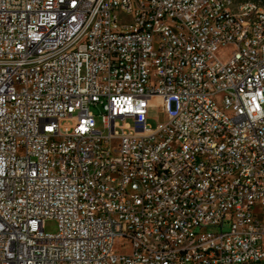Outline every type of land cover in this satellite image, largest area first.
I'll return each mask as SVG.
<instances>
[{"label":"built area","instance_id":"1","mask_svg":"<svg viewBox=\"0 0 264 264\" xmlns=\"http://www.w3.org/2000/svg\"><path fill=\"white\" fill-rule=\"evenodd\" d=\"M244 4L0 0V264H264V7Z\"/></svg>","mask_w":264,"mask_h":264},{"label":"bare ground","instance_id":"2","mask_svg":"<svg viewBox=\"0 0 264 264\" xmlns=\"http://www.w3.org/2000/svg\"><path fill=\"white\" fill-rule=\"evenodd\" d=\"M258 3L264 7V0H220V6L230 17L249 19V6L244 3ZM134 8H141V1H134ZM119 19L123 23H134V16H127L126 11H119ZM162 29H172V36L186 39V31L176 29V21H162ZM227 98H234V91H224L218 98V105H226ZM111 175H119V168H111ZM137 178L146 179V171H137ZM103 179V171H95V180ZM143 211H151V204H143Z\"/></svg>","mask_w":264,"mask_h":264},{"label":"rangeland","instance_id":"3","mask_svg":"<svg viewBox=\"0 0 264 264\" xmlns=\"http://www.w3.org/2000/svg\"><path fill=\"white\" fill-rule=\"evenodd\" d=\"M220 55L223 57L230 56L233 53V49L231 46L222 47L220 49ZM96 115L97 121V129L103 131V124L101 117L98 115V110L96 108L93 109ZM166 119L165 113L161 111V108L157 105L152 106L148 110V118L147 124L150 128H156L158 122L162 123ZM129 123H132L131 120H128ZM44 229L47 233H56L58 231V221L54 218H49L45 220ZM115 251L119 254H129L132 251L131 245L126 243L125 239L118 240L115 244Z\"/></svg>","mask_w":264,"mask_h":264}]
</instances>
